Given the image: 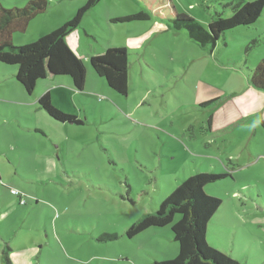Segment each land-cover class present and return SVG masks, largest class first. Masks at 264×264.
<instances>
[{"label": "rangeland", "instance_id": "1", "mask_svg": "<svg viewBox=\"0 0 264 264\" xmlns=\"http://www.w3.org/2000/svg\"><path fill=\"white\" fill-rule=\"evenodd\" d=\"M28 1L0 4L23 7ZM49 1L25 32L13 34L14 46L62 26L87 2ZM247 1L254 0H173L206 28L216 13L232 14L226 4ZM141 9L138 0H101L73 32L79 46L73 51L87 71V56L107 45L135 47L127 96L114 93L92 70L84 93L56 91L53 105L82 125L36 110V93L28 95L16 79L5 78L16 66L0 62V257L8 247L22 255L18 264L172 260L179 245L171 225L134 238L126 230L184 178L210 172L229 177L204 188L222 200L208 227V244L241 264H264V115L253 112L264 100L245 72L264 57V10L254 25L227 31L211 51L185 34L157 28L158 20L112 22ZM212 113L230 124L210 132ZM39 124L51 138L26 133ZM35 150L53 154L56 167L39 173ZM103 233L118 239L99 241Z\"/></svg>", "mask_w": 264, "mask_h": 264}, {"label": "trees", "instance_id": "2", "mask_svg": "<svg viewBox=\"0 0 264 264\" xmlns=\"http://www.w3.org/2000/svg\"><path fill=\"white\" fill-rule=\"evenodd\" d=\"M101 0H87L75 16L37 41L22 46H14L15 32H25L29 22L51 6L49 0H30L23 7L6 8L0 4V62L17 67L16 79L28 94L35 92L38 82L45 79L48 72L55 76H68L74 87L82 91L87 81V68L84 62L70 48L67 38L80 25L84 15ZM142 9L133 14L115 17L113 23L158 20L170 30L184 33L201 46L215 48L221 36L240 26H252L261 17L264 0L247 1L234 7L225 5L232 14L224 17L216 13L208 27L202 26L196 18L176 8L173 0H138ZM94 72L103 78L117 94L129 93V51L123 46H109L101 54L89 57ZM246 74L256 88L264 91V57L254 68H247ZM213 102L204 103V106ZM38 106L51 118L63 123L82 125L78 117L57 109L49 92L38 99ZM211 121V118L208 120ZM264 126V123H263ZM229 177L228 174L197 172L184 178L161 203L151 212L144 213L126 230L129 238H134L150 227L171 225L173 239L179 245L177 256L161 264H241L226 252L208 244L206 235L213 216L222 205L220 198L209 196L204 188ZM179 218L176 220V217ZM115 233H103L99 241H114ZM10 249L2 250L1 264H14Z\"/></svg>", "mask_w": 264, "mask_h": 264}, {"label": "crops", "instance_id": "3", "mask_svg": "<svg viewBox=\"0 0 264 264\" xmlns=\"http://www.w3.org/2000/svg\"><path fill=\"white\" fill-rule=\"evenodd\" d=\"M96 7V6H95ZM94 7V8H95ZM185 12H187V11H185ZM188 13V12H187ZM191 15V14H190ZM193 16V15H192ZM30 23V22H29ZM157 24H158V27L157 28H160V29H162V30H167V31H171L164 23H162V22H160V21H158L157 22ZM28 26H29V24H28ZM28 26H27V28H28ZM27 30V29H26ZM175 34H178V33H175ZM182 34H184V33H182ZM186 35V34H185ZM189 38V37H188ZM190 39V38H189ZM191 40V39H190ZM193 41V40H192ZM67 42H68V44H69V46H70V48L72 49V50H74V51H76V49H78L79 48V46H78V42H76L74 39H73V33L72 34H70L69 36H68V38H67ZM198 44V43H197ZM130 45H133L132 43L130 44ZM109 46H123V47H126L127 49H128V51H129V60H130V53H131V51H134L135 50V47H133V46H130V47H127L126 45H123V44H121V45H115V44H109V45H107L106 46V48L107 47H109ZM204 47V46H203ZM206 48L208 47V48H210V46H205ZM211 49V51H213L214 49L213 48H210ZM97 54H100V53H97ZM89 57L90 56H87V58H86V60L87 61H89ZM130 70H131V67H132V62L130 61ZM16 68V70H14L10 75H7V76H5V78L6 79H16V72H17V67H15ZM94 71L91 67H90V69H88V71H87V81H86V85L88 84V79L91 77V72L92 71ZM97 75V74H96ZM98 76V75H97ZM248 76V75H247ZM61 77H66L67 78V81H65L66 79H60V80H62V81H59L57 78H59V76H55V75H53V74H51L50 72H48V74H47V76H46V78L45 79H42V80H40L39 82H38V86H37V88H36V90H35V92L34 93H32V94H35L36 93V95H37V103L35 104L36 105V110H41V112L43 111L49 118H51L44 110H42V109H40L39 108V106H38V99L40 98V96L41 95H43L44 93H46V92H49L50 93V95H51V98H52V101H54V97H55V95H56V91L58 90V89H64V88H66L67 90H69L71 93H74V94H77V95H80V94H82V93H84L85 92V88H86V85H85V87H84V90H82V91H79V90H77L75 87H74V85H73V81H72V79L70 78V77H67V76H61ZM249 77V76H248ZM98 78L99 79H103V78H101L100 76H98ZM104 80V79H103ZM250 80V79H249ZM16 81L18 82V80L16 79ZM106 82V81H105ZM19 83V82H18ZM129 83H130V71H129ZM20 84V83H19ZM107 84V83H106ZM250 84L252 85V83L250 82ZM21 85V84H20ZM108 85V84H107ZM253 86V85H252ZM21 87L23 88V86L21 85ZM109 87V86H108ZM255 87V86H254ZM110 88V87H109ZM256 88V87H255ZM23 90H24V88H23ZM110 90H112L111 88H110ZM129 90H130V87H129ZM256 90H257V92L261 95V98L264 100V91H262V90H260V89H258V88H256ZM25 91V90H24ZM113 91V90H112ZM26 92V91H25ZM114 92V91H113ZM27 93V92H26ZM115 93V92H114ZM28 94V93H27ZM117 94V93H116ZM28 95H31V94H28ZM118 95V94H117ZM121 96V95H120ZM253 112H256V113H258V112H260V114L262 113L263 115H264V102H262V101H259V106L256 108V110L255 111H253ZM250 113H252V112H250ZM215 115H213V113L209 116V118L208 119H210L211 118V121L209 122L208 121V128H209V131L211 132V130L212 129H221V128H224L225 126L224 125H226V126H228L229 124H230V122H228L227 124H225L226 123V119H225V116L223 117L222 115H220L219 113L217 114V118H216V116L214 117ZM51 119H53V118H51ZM262 122V124L264 123V119L261 121ZM240 124V123H239ZM228 130V131H227ZM226 131L227 132H229L230 130H229V128L227 129ZM27 132H33L34 134H36V135H38L39 137H41V138H44V139H49V138H51V136L50 135H48V133L44 130V128L42 127V126H40V124L39 125H36L35 126V128H27V130H26V133ZM31 134V133H30ZM205 138V137H204ZM52 141L54 140V138H52L51 139ZM54 142H56L55 140H54ZM58 145V144H57ZM61 145V144H60ZM58 147H60V146H58ZM35 159H36V161L37 162H39V166H38V170H41V171H39V173L40 172H42L43 170H44V167L46 166V170H47V172H50V171H52V169L53 168H55L56 167V164H57V159L54 157V155L53 154H46V153H40L39 151H37V150H35ZM42 165H44V166H42ZM1 177V176H0ZM1 179V178H0ZM220 210V209H219ZM218 210V211H219ZM215 216V215H214ZM212 220V219H211ZM209 229V228H208ZM212 230H208V233H210ZM1 247L2 246H0V250H1ZM12 249V251L10 252V257H12V259H13V262H14V264H18V263H20V261H19V258L22 256V255H20L19 253H16L15 252V248H11ZM1 258V257H0Z\"/></svg>", "mask_w": 264, "mask_h": 264}, {"label": "built area", "instance_id": "4", "mask_svg": "<svg viewBox=\"0 0 264 264\" xmlns=\"http://www.w3.org/2000/svg\"><path fill=\"white\" fill-rule=\"evenodd\" d=\"M12 193L17 195V196H19V202L20 203H23V204L26 203L25 198L23 196H21L20 192H18L17 190L13 189Z\"/></svg>", "mask_w": 264, "mask_h": 264}, {"label": "water", "instance_id": "5", "mask_svg": "<svg viewBox=\"0 0 264 264\" xmlns=\"http://www.w3.org/2000/svg\"><path fill=\"white\" fill-rule=\"evenodd\" d=\"M51 73V72H50ZM52 74V73H51Z\"/></svg>", "mask_w": 264, "mask_h": 264}]
</instances>
